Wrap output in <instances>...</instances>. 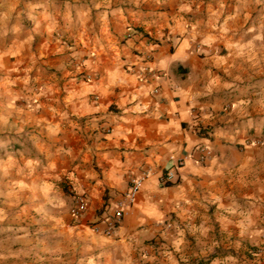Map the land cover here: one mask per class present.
<instances>
[{
	"label": "clouds",
	"instance_id": "9594fccd",
	"mask_svg": "<svg viewBox=\"0 0 264 264\" xmlns=\"http://www.w3.org/2000/svg\"><path fill=\"white\" fill-rule=\"evenodd\" d=\"M0 264H264V0H0Z\"/></svg>",
	"mask_w": 264,
	"mask_h": 264
}]
</instances>
